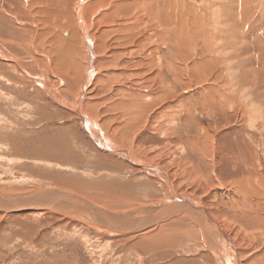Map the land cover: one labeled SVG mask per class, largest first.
<instances>
[{"label":"rangeland","instance_id":"1","mask_svg":"<svg viewBox=\"0 0 264 264\" xmlns=\"http://www.w3.org/2000/svg\"><path fill=\"white\" fill-rule=\"evenodd\" d=\"M218 5L224 8L216 15ZM206 6L210 31L204 25L194 28L197 33L191 39L195 41L190 42L187 61L175 57V74L167 75L173 106L163 109L168 102L163 96L155 104L148 98L153 106L142 104L144 94L150 97L152 92L143 73L107 76L104 85L97 84V77L86 78L90 80L86 102L93 104L88 113L102 128L104 125L103 132L120 143L127 156L103 148L105 142L95 141L71 108L79 95V77L70 75L75 84L60 88L67 94L66 104H61L34 70L17 67L15 76H7L11 80L7 81L2 78L5 65L0 63V264H220L210 241L200 236H207L197 225V214L202 217V212L184 205L174 207V192L147 167L150 163L166 167L176 179V190L183 196L177 202L188 198L203 203L234 240L253 245L251 257L259 255L264 247L263 232L248 219L236 218L232 206L236 203L249 216L264 218V195L254 191L245 195L243 191L246 186L264 189V0H207ZM185 62L189 76L182 71ZM57 74L52 81L56 84L63 77L65 82L66 75ZM175 75L188 76L197 84L184 88ZM133 97L139 101L137 107L119 109L116 101H134ZM132 109H138L135 115L129 113ZM159 112L166 118L155 122ZM124 113L129 124L130 114L134 116L132 125L126 126L128 132H124ZM160 129L174 134L168 138L154 133ZM130 147L139 148L138 160L131 159ZM75 198L81 203L76 204ZM103 213L111 214L116 222L109 224ZM141 219H145L142 227L137 224ZM126 222L127 228L122 229L121 223ZM151 225L150 229H167L174 238L166 241L163 232L162 240L154 241L150 232L142 234ZM190 228L193 241H186L185 235L179 237L183 230L190 235ZM251 236L257 243H251Z\"/></svg>","mask_w":264,"mask_h":264},{"label":"bare ground","instance_id":"2","mask_svg":"<svg viewBox=\"0 0 264 264\" xmlns=\"http://www.w3.org/2000/svg\"><path fill=\"white\" fill-rule=\"evenodd\" d=\"M206 3H207V0H195V2H194V0H0V63L2 62L1 64L5 65L2 78L5 80L8 79L7 81H9L10 78H8L7 76H11L12 74L15 76L14 71H15V68H17V67H19V69H23V70L25 68H31L32 70L35 71L33 73L34 75H37V74L39 75L41 82L46 87V89L52 94V96H54V98L56 100H58V102H60L61 104H63V103L66 104L65 101L67 100L66 99L67 94L65 95V93L61 92L60 88H62L64 85L73 86V84H75L76 80H74L72 78V76L70 77V75H76V78L79 77V79H80V81H79L80 84H77L78 85L77 90H80V91H79L78 98L76 100V105H74L73 107H71V106L70 107L75 110V111L74 110L73 111L76 112L78 114V116L81 117V119L83 121V125L85 126L86 130L90 133V135L95 139V141L97 140L98 142H100L102 140L105 142L103 144V148H106V150H109V151L115 152V153L116 152H119L120 154L124 153L125 156H127L128 155L127 151L125 149H122L120 146H118V144H120V143L116 144L110 136H107L103 132L104 131L103 130L104 125L102 128V126L99 125V123L96 120L91 118L92 115L89 114L90 113L89 111L92 110L91 107L93 106V104L86 102L87 98L85 97L86 96L85 90L88 86V82L90 81V80L88 81L86 78L92 79L94 77H97L98 80L97 79L95 80L96 82L98 81L97 84L99 83V85H104L106 83V77L107 76L115 77L121 73H129V74L131 73L132 75L131 74L130 75L133 77V76L139 75L138 72L143 73V79L145 77L149 81V85L151 86L152 92L149 93L150 97H148L146 94H144V96L141 98L142 100H140L143 102L142 104L147 105V107L153 106L152 104H150V101H148L149 100L148 98H150L155 104L158 102L157 100L163 96V98H165L168 101L167 104L163 105L164 106L163 109H165L166 107L167 108L171 107V105L173 106V103L171 104V100L173 98L172 95H174V94H173V90L169 89L171 82L167 78V75L171 74L175 71V68H176L175 64L177 62L175 57L179 60V58L182 56L181 60L187 61L188 56H189V47L191 44L190 42L195 41V40H191V39L193 38V36H195V32L197 33V30H199L198 28H200L202 25H204L205 30L207 29L208 32L210 31L209 27H211V25L209 26V24H208L210 21V18H207V15H205V10L207 8ZM223 8L224 7H222V5H218L217 10L215 11V14L217 11L222 13ZM194 28H196L197 30H195ZM158 38H160L159 41L157 40ZM23 45H26V47H28V48L22 49V47H20V46H23ZM230 51L234 52V50H230ZM215 53H216V51H215ZM233 57H235V56H233ZM233 60H235V59H233ZM40 62H42L44 67H43V65H41ZM179 62H181V61H178V63ZM208 62H210V60ZM124 63L125 64H131V65H125ZM200 64H201V62H200ZM182 65H183L182 71L185 72L184 75H188V73H189V70H188L189 67L187 68L188 65L186 66V62ZM2 68L3 67L0 66L1 70H2ZM44 68L47 69V71ZM181 68H182V66H181ZM57 73H60L61 76H62V74L66 75V76L64 75L65 77H67L65 82H64L63 77L59 78L58 79L59 81L56 84L52 81L53 76L58 75ZM173 74H175V73H173ZM191 74H194L193 70H192ZM188 76H185L181 79L178 77V75H175V78L178 81L183 83L184 88L186 86L188 87L189 85L197 84L196 83L197 81L195 82L194 80H189L190 78H188ZM32 77H34V76H32ZM32 77L30 76V78H32ZM116 78L118 80L119 77H116ZM116 78H114V79H116ZM186 78L188 80H186ZM196 78H198V77H196ZM112 79H110V80H112ZM122 79H124V78H122ZM161 79L163 82L162 84L159 83V81ZM24 80H26V78H24ZM69 81H71L72 83ZM200 81L201 80H199L198 82L200 83ZM121 82H122V80H121ZM201 83L203 84V81H201ZM124 84H126V83H124ZM134 84H132V85H134ZM109 85H108V87H109ZM129 85H130V83H129ZM206 88H208V87H206ZM218 90H220V89H218ZM214 91H215V89H214ZM206 92H208V90H206ZM241 92H243V91H241ZM141 93H143V92H141ZM7 95H9V94L7 93ZM212 95H213V93H212ZM124 96H125V94H124ZM208 96H206V97H208ZM133 98L135 99L134 101L131 99V100H128V102H125L124 98L123 99L118 98L119 102L116 101V103L119 105V109L120 108L122 109L123 107L125 108L127 106H129L128 108H131V106H133V108L137 107L138 106L137 103L139 101H137V99H136L137 97H133ZM174 98H175V96H174ZM202 98H203V96H202ZM213 100L215 101L214 98H213ZM68 101H69V99H68ZM97 101H98V99H97ZM126 101H127V99H126ZM173 101H174V99H173ZM176 101H178V100H176ZM205 102L203 103L204 105H205ZM142 104L139 103V105H142ZM111 105H113V104H111ZM144 105H143V107H145ZM224 105H226V104H224ZM183 107H184V104H183ZM252 107L254 108L253 105H252ZM255 109L257 110V108H255ZM136 110H138V109H136ZM136 110L132 109L129 113H133L135 115ZM175 110L177 111L178 109H175ZM182 110H183V108H182ZM187 110H188V107H187ZM209 111H210V109H209ZM249 111H251V110H249ZM178 112H180V109ZM187 112H189V111H187ZM156 114H157V112H156ZM3 115H5V114H3ZM121 115H122V113H121ZM176 115H177V113H176ZM130 116L131 117H130L129 121L131 124L133 122L132 119L134 116H132V114H130ZM254 116H256V114ZM123 117L125 119L123 121L126 123L124 132H126V131L128 132L129 130L126 129L127 128L126 126L129 123L126 119L125 113H124ZM140 117H142V116H140ZM161 117L163 119L166 118V117H164L163 113L159 112L158 116L154 117V121L158 122L159 121L158 119L161 120ZM166 120H168L170 122L172 119L168 118ZM134 123H135V121H134ZM153 127H154V125H153ZM153 127H151V128H153ZM153 129H155V128H153ZM154 133L158 134L160 136H161V134H163V136L168 137V138H171V136H173V134H174V133H172V130L169 133V132H165L164 129H162V130L160 129V132H157V130H156ZM127 141L129 143V140H127ZM186 142L181 141V144L186 143ZM198 142H200V141H198ZM59 143H61V142H59ZM102 143L100 142V145ZM123 145H124V143H123ZM128 145H127V147H128ZM142 146H144V145H142ZM130 148H132V147H130ZM144 150H145V148L143 149V151ZM183 151L186 152V149L184 147H183ZM128 152L130 153L131 159L133 157H136V159H137L138 154H140V150L137 147H133L132 150H130V151L128 150ZM150 152H152V151H150ZM142 154H143V152H142ZM152 155H153V152H152ZM153 156H152V158H153ZM141 157H143V156H141ZM147 157H148V155H147ZM150 162H152V161L150 160L148 162V164ZM136 163H138V162H136ZM141 163L143 164L146 162H143L141 160ZM209 163H210V165H213L214 162L211 161ZM138 164H140V163H138ZM142 164L137 165V166H141V167L145 166L146 167V165H142ZM158 165H159V163H158ZM160 166H161V164H160ZM147 167H149L150 170L155 172L154 174H158L160 176V178H162L164 180V182H166L170 191L174 192L173 194H175L174 196H175V202H176L174 207L184 205L188 208H194V210L199 209L198 211L202 212V217H200L201 215L197 214V212H196L197 217L199 219V220L197 219L198 223H197V221H195V219L194 220L192 219V220L194 221L195 224L197 223V225H199L200 232L203 231V234H204V231H205L207 233V236H204L201 233H200V236L201 237L203 236L202 237L203 239L205 238V239H208L210 241V244H208V245H210L211 249H213L217 253V255H219V257L221 258L220 264H231V262H232V264H264V247L261 249V252L259 253V255L255 254L253 257H251V255H249V254H253L252 253L253 252V249H252L253 245L251 247H249V246H246L245 240L243 243H240V241H238L237 239L234 240L233 237L228 234L229 231L226 232V230L223 229L224 224L222 225V223L210 213V211L205 207V205L203 203H200L198 201L193 203L192 199H191V201H188L187 200L188 198L185 200L186 202H183V203L176 201V199L181 201V198H183V196L179 195L180 192H177V190H176L177 186H176V182H175L176 179L174 180L172 178L170 171L165 169L166 167L164 168V167L158 166L159 168H157V167L152 166L151 163L149 165H147ZM143 169H144V167H143ZM233 189H235L234 192L237 193V191H236L237 189L234 187H233ZM244 189L245 190H243V191L246 192L245 195H249L250 192H252V191L258 192L261 195L262 194L264 195V189H261V190L258 189L259 191L257 189L252 190L250 187L248 188V186H246ZM79 201H80L79 199H76V198L74 199V202H76V204H80L81 202H79ZM82 203H83V201H82ZM181 203H182V205H181ZM89 205H91V204H89ZM87 208H88V205H87ZM232 208L236 211V214H235L236 218L248 219L249 221H251V223L253 225L257 226L258 231H261L264 234V218H263V220H261L259 216H256V215L249 216L248 214H246V211L244 209H238L236 203H234ZM171 209H173V208H171ZM171 209H169V210H171ZM92 210L93 209H91L90 211H92ZM186 210H189V209H185L183 211L185 212ZM174 211H176V210H174ZM179 211L181 212L182 210H179ZM98 212H100V211L98 210ZM103 215H104V217H102V218L104 220H106L109 224L116 222L115 218L111 219V214H110V216H108V215H105L103 213ZM164 216H166V213ZM193 216H194V214H193ZM161 218H165V217L162 216ZM100 219H101V217H100ZM201 219L204 222H202ZM144 220L145 219H143L141 222H138L137 224H140L142 227L144 224ZM241 221H243V220H241ZM186 222H187V220H186ZM128 223L129 222H126V224H124V225H123V223H121L122 229L125 226L127 228ZM239 223H240V225H242L243 222L242 223L239 222ZM152 225L148 229H146V231H144L142 234H146L145 236H147V233L150 232L149 236H152V240H154V239L155 240H157V239L162 240L163 232L165 233V239H167L166 241L174 238V237H171L172 232H170V231L166 232L167 229L161 230L159 228L160 230L159 229L156 230V227H154V229H150L151 227H153ZM200 225H201V227H200ZM135 226H136V224H135ZM190 227H192V226H190ZM259 227H261V228H259ZM128 228L130 229L129 226H128ZM133 228H134V225H133ZM112 229H114V228H112ZM117 230H118V227H117ZM138 231H140V230H137L136 232H138ZM187 231H189V230H187ZM233 231H234V229H233ZM255 231H257V230H255ZM189 232H190V235H187L185 233V231L183 230V231H181V234H179L180 235L179 237L184 238V235H185L184 239L186 241H189V240L193 241V239L195 237L194 231H192V229H191V231H189ZM191 232H193V233H191ZM220 233L223 234L222 237L217 236L218 234L220 235ZM252 235H255V234H252ZM202 238H201L200 242L202 241ZM262 238H263L262 242H263V246H264V237L262 236ZM205 242L209 243V242H207V240H205ZM251 243L252 244L257 243V238L251 236ZM202 244L205 245L204 243H202ZM254 247H256V246H254ZM248 249L250 252L248 251ZM244 250H247L248 255L246 253H244L245 252ZM251 250H252V252H251ZM242 251H244V252L242 253ZM245 254L247 255V257H245Z\"/></svg>","mask_w":264,"mask_h":264}]
</instances>
